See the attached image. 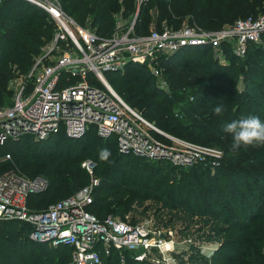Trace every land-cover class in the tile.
<instances>
[{
  "label": "trees",
  "instance_id": "trees-1",
  "mask_svg": "<svg viewBox=\"0 0 264 264\" xmlns=\"http://www.w3.org/2000/svg\"><path fill=\"white\" fill-rule=\"evenodd\" d=\"M60 2L68 15L102 37L113 34L120 18L136 14L135 30L140 35L163 24L180 27L188 23L216 30L237 19L264 14V0H147L139 9L136 0ZM55 31L54 21L43 9L22 0H0V106L10 94L13 74L30 70ZM213 55L210 47L197 46L163 60L170 96L158 89L146 66L130 64L126 68L129 74L108 73V80L129 105L177 137L217 147L220 141L213 135L224 136L227 140L221 145L230 161L214 173L199 164L175 168L121 154L114 137L101 138L95 130L78 139L62 132L43 141L32 137L9 141L0 149L6 148L7 153L10 149L14 158L3 161L7 153H2L0 171L15 169L29 177L48 179L47 192L29 197L33 209H43L90 185L92 177L82 163L91 159L96 163L94 176L99 184L88 210L97 217L132 210L140 219L150 218L157 230L192 237L191 251L180 255L179 264H264V144L241 146L233 152L232 137L222 131L225 123L244 116H257L264 122V44H251L244 58L228 52L227 62ZM217 105L224 108L219 116L213 112ZM102 149L111 153L107 161L100 159ZM224 192L230 201L219 196ZM8 222L18 246L13 256L0 232V264H51L52 252L39 253V249L48 248L46 244L37 243L39 247L33 245L28 250L33 242L28 224ZM206 244L219 247L206 256L202 253ZM59 249V264H63L72 249ZM125 258L128 264H153L136 261L132 255ZM119 259L121 254L114 250L105 264Z\"/></svg>",
  "mask_w": 264,
  "mask_h": 264
},
{
  "label": "built area",
  "instance_id": "built-area-1",
  "mask_svg": "<svg viewBox=\"0 0 264 264\" xmlns=\"http://www.w3.org/2000/svg\"><path fill=\"white\" fill-rule=\"evenodd\" d=\"M22 1L46 11L57 29L36 65L33 86H22L11 104L0 106L1 147L23 137L43 141L63 132L78 139L95 130L101 138L114 137L119 153L124 155L184 169L218 165L222 157L219 148L158 128L118 94L108 73H122L130 64L146 66L158 85L167 88L163 62L184 48L204 46L220 56L230 52L244 58L251 44H264V14L216 30L184 23L154 28L144 35L136 33L137 16L131 22L120 18L113 34L102 37L68 15L60 0ZM145 1L137 0L139 6ZM45 60L47 64L40 68ZM11 158L7 153L2 160ZM82 167L92 177L90 185L43 209H33L29 197L47 192L48 179L29 177L15 169L0 171V220L25 222L41 235V242L70 247L71 257L63 264H105L114 250L121 254V261L125 259L123 252L139 262L168 261L175 243L161 230L113 216L101 219L88 210L99 179L94 176L93 160L83 161ZM154 252L159 255L157 259L152 256Z\"/></svg>",
  "mask_w": 264,
  "mask_h": 264
},
{
  "label": "rangeland",
  "instance_id": "rangeland-1",
  "mask_svg": "<svg viewBox=\"0 0 264 264\" xmlns=\"http://www.w3.org/2000/svg\"><path fill=\"white\" fill-rule=\"evenodd\" d=\"M137 6H138V9L141 8V6H139V2H137ZM62 7H63V5H62ZM136 16H137V14L134 15V16L127 17L125 19L122 18V19H123V21L131 22L134 18H136ZM51 19L53 20L52 17H51ZM121 20H120V22H121ZM54 23L56 25V22L55 21H54ZM163 26L176 27V26H173V25L172 26H169L168 24H163ZM163 26H161V27H163ZM56 29H57V27H56ZM152 29H154V28H152ZM51 41H52V39L49 42H46L45 44L42 45L41 51L34 58V63L30 67V70L28 72H26V73H20L18 71V72L15 73V75L13 74L12 78L9 80V85H8V88L10 90V94H9V96H6L4 98V101H3V103L1 105L5 106V105L11 104L12 101L14 100L15 96L17 95V93L19 92V90L21 89L22 86H25V87L26 86H28V87L33 86L34 81H35L36 72H38V69H36V65H37V63H39V62L42 61L41 58H43L45 56L46 50L49 47V44L51 43ZM227 54L228 53H225V54H223L221 56L220 55H217V54H214L213 56L217 57L222 62H227L228 61ZM47 62H48V60H45L43 64H40V68H43V66L45 64H47ZM13 68L15 69L16 66H14ZM122 73L123 74L121 76H125V75L129 74V71L128 70H124V72H122ZM131 75L133 77L136 76L135 73H132ZM136 77H138V76H136ZM156 85L158 86V89L160 91H162L166 95L170 96V94L172 92V90L170 89V86L167 87V88H163L162 86H159L157 79H156ZM168 85H169V83H168ZM152 123H154L156 125L155 122H152ZM158 128H160V127H158ZM160 129H162V128H160ZM164 131L167 132V133H169V134H172L173 135V133H170L169 131H166V130H164ZM213 136H214V138H216L217 141H220L217 144L218 145L217 148H219L222 151V157L218 160L219 162H218V165L217 166L212 167V168L205 167L209 171H211L212 173H214L217 170L216 168L221 167V165H222L223 162H224L223 164L228 165L229 164V161H230V158L225 157L226 156V151L224 150V147L221 145V143L222 142H225L227 139L224 136H220V135H213ZM22 144H26V143L24 142ZM26 147H28V146L26 145ZM21 149H23V147H21ZM6 151H8L6 148L3 149V150L0 149V155L2 153L4 154V152L7 153ZM9 152H11L10 149H9ZM3 158L4 157H2L1 160ZM13 158L14 157L12 156V158L9 159V161H12ZM11 164L13 165L12 162H11ZM263 185H264V182H263ZM242 192H244V191L241 190V194H242ZM219 196L222 197L225 200V202L230 201V196L227 193H225V192L224 193H221ZM96 210L97 209H94V208L92 209V211L94 213L96 212ZM108 216H113L116 219H119V220L124 221V222H127V223H131V224H143V223H147V224H150L152 227L154 226L153 225V221L150 218L140 219V217L134 215V212L132 210L129 211V212H126L125 214H123L122 212H120V213H117L116 212V213L109 214ZM8 221H10V220H8ZM8 221L7 220H0V232L2 233L3 238L6 241V243L9 244V246L12 248L13 256H15V253L17 251L16 248L18 246L17 245L18 240H17V238L15 236H13V235L10 234V232H9L10 223ZM12 221H18V220H12ZM163 231H164V234L166 235V237L168 236V237H170L171 240H174V243L175 244L173 246L174 247V250L170 251L171 252L170 253V256L171 257H168V261H166V262L163 260L161 262V264H179L180 255H183V253L185 251H189V252L191 251L190 245H191V241L193 240V238L192 237H189V236L182 237V236H180L181 234H176V232L173 231V230H167V229L165 230L164 229ZM170 231H171L172 234L169 233ZM40 239H41V235L40 234H38L37 232L31 231V233H30V240L33 241V242H32V244H30L28 250H30L33 247V245L34 246H37L38 245L37 243L46 244V246L49 249L48 248H44V249L41 248V249H39L40 250L39 253L45 254L46 252H48L46 250H49V252H52V255H53V257H51V264H59L61 260H59L58 256L61 253V250L62 249H59L60 247H56V246L50 245L49 242H41ZM37 247H39V246H37ZM218 247H219L218 244H206V245H204L202 247V253L205 254L206 256H211V255L214 254L215 250ZM122 254H123L124 257H128V258L131 256V254H129V252H123ZM38 256H40V255H38ZM48 256H50V255H48ZM152 256H153L154 259H157L159 257V255L157 254V252H154ZM119 260L116 263H118V264H128L126 262V258L124 259V261H121L120 260V262H119ZM149 261L150 262H153L151 260H149ZM108 263H109V261H107V264ZM116 263H113V264H116ZM5 264H10V263L7 261V262H5ZM41 264H43V262H41ZM153 264H156V263H153Z\"/></svg>",
  "mask_w": 264,
  "mask_h": 264
},
{
  "label": "clouds",
  "instance_id": "clouds-1",
  "mask_svg": "<svg viewBox=\"0 0 264 264\" xmlns=\"http://www.w3.org/2000/svg\"><path fill=\"white\" fill-rule=\"evenodd\" d=\"M224 111L223 105L213 108L216 115H221ZM222 131L232 137V150L235 152L241 146H252L264 144V122L257 116H244L238 120L227 122L222 126ZM111 155L108 149H102L100 159L107 161Z\"/></svg>",
  "mask_w": 264,
  "mask_h": 264
}]
</instances>
